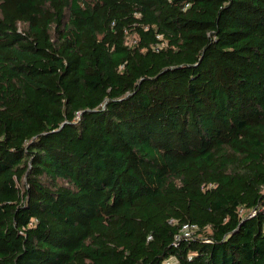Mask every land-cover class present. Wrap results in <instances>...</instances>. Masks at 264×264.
<instances>
[{
    "label": "trees",
    "instance_id": "trees-1",
    "mask_svg": "<svg viewBox=\"0 0 264 264\" xmlns=\"http://www.w3.org/2000/svg\"><path fill=\"white\" fill-rule=\"evenodd\" d=\"M0 264H264V0H0Z\"/></svg>",
    "mask_w": 264,
    "mask_h": 264
},
{
    "label": "built area",
    "instance_id": "built-area-1",
    "mask_svg": "<svg viewBox=\"0 0 264 264\" xmlns=\"http://www.w3.org/2000/svg\"><path fill=\"white\" fill-rule=\"evenodd\" d=\"M191 230H192V228L189 225H185L183 227L184 235L185 236H189L191 234V232H192Z\"/></svg>",
    "mask_w": 264,
    "mask_h": 264
}]
</instances>
